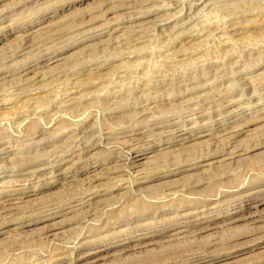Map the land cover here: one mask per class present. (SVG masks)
I'll use <instances>...</instances> for the list:
<instances>
[{
    "label": "rangeland",
    "instance_id": "rangeland-1",
    "mask_svg": "<svg viewBox=\"0 0 264 264\" xmlns=\"http://www.w3.org/2000/svg\"><path fill=\"white\" fill-rule=\"evenodd\" d=\"M0 264H264V0H0Z\"/></svg>",
    "mask_w": 264,
    "mask_h": 264
},
{
    "label": "bare ground",
    "instance_id": "bare-ground-1",
    "mask_svg": "<svg viewBox=\"0 0 264 264\" xmlns=\"http://www.w3.org/2000/svg\"><path fill=\"white\" fill-rule=\"evenodd\" d=\"M132 34H133V33H132ZM164 82H165V81H164ZM183 135H184V134H183ZM183 139H184V140H187L188 137H183ZM137 161H140V156H139V155L133 157V163L136 164ZM180 232H181V231H180ZM133 250H134V249H133ZM97 259H98V258H97Z\"/></svg>",
    "mask_w": 264,
    "mask_h": 264
}]
</instances>
